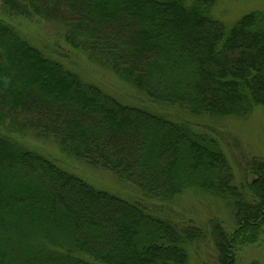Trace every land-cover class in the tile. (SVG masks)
I'll use <instances>...</instances> for the list:
<instances>
[{"label":"trees","instance_id":"obj_1","mask_svg":"<svg viewBox=\"0 0 264 264\" xmlns=\"http://www.w3.org/2000/svg\"><path fill=\"white\" fill-rule=\"evenodd\" d=\"M217 3L2 0L0 264H189L205 231L174 212L186 193L233 212L230 233L212 232L219 264H235L237 250L257 241L264 162L246 161L251 179L236 182L219 139L195 122L264 110V11L226 28ZM18 19L55 27L68 52L47 53ZM69 53L132 97L69 67ZM29 134L132 195L89 184L28 146Z\"/></svg>","mask_w":264,"mask_h":264},{"label":"rangeland","instance_id":"obj_2","mask_svg":"<svg viewBox=\"0 0 264 264\" xmlns=\"http://www.w3.org/2000/svg\"><path fill=\"white\" fill-rule=\"evenodd\" d=\"M254 11H264V0H218L214 15L226 28H230L240 17ZM0 16L2 18L6 17L2 0H0ZM10 20L8 19V21ZM14 22L29 40L31 39V41L33 40L39 45L45 44L47 48L49 47L46 49L47 53L51 54L53 52L51 50L53 46H59L68 52V48L61 41L59 30L55 27L48 26L38 19H18ZM75 54L69 53L66 56L68 62L72 63H68L69 67L78 69L87 78L90 77L100 82L109 92L121 99L132 97L127 89L109 78L108 75L104 74V71L88 66L82 58L76 57L77 55ZM212 120L206 119L195 123L204 126V132L219 139L228 157L236 182L243 183V181L251 179L249 176H246L248 177L246 178L245 174L242 173V166L251 159L264 162V110L256 108L244 119L213 120L217 121V124L213 126L211 125L213 123L211 122ZM0 130L5 133L1 128ZM24 141H27L26 143L30 147L38 150L41 148L45 152H49L46 154H51L64 168L83 177L89 184L104 188L110 192L118 191L123 195H132L130 188L122 186L120 182L105 171L90 169L59 154L56 145L51 141L37 140L32 134L27 135ZM174 212L182 220L190 222L191 226L203 227L205 231V237L190 250L189 264H219L212 232L215 227H220L227 234L230 233L235 226L233 212L225 203L215 202L204 195L197 196L194 193H186L177 206L174 207ZM235 260V264H264V228L257 241L244 245L237 250Z\"/></svg>","mask_w":264,"mask_h":264}]
</instances>
